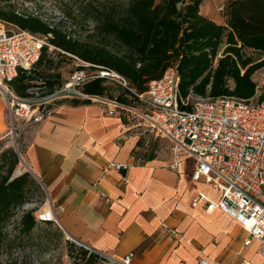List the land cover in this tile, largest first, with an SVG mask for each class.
<instances>
[{"label": "crops", "instance_id": "obj_1", "mask_svg": "<svg viewBox=\"0 0 264 264\" xmlns=\"http://www.w3.org/2000/svg\"><path fill=\"white\" fill-rule=\"evenodd\" d=\"M201 13L226 24L211 0ZM52 107L54 114L43 121L23 124L29 127L24 153L30 171L25 172L46 192L66 240L112 259L133 255L132 264H196L202 257L212 264H264L259 242L246 245L249 233L232 216L192 206L199 191L215 201L220 193L192 178L193 159L181 156L178 170H172L173 155L165 162L150 153L159 142L133 114L110 115L103 104L72 99ZM110 162L129 168H108ZM39 194L31 200L43 204Z\"/></svg>", "mask_w": 264, "mask_h": 264}, {"label": "trees", "instance_id": "obj_2", "mask_svg": "<svg viewBox=\"0 0 264 264\" xmlns=\"http://www.w3.org/2000/svg\"><path fill=\"white\" fill-rule=\"evenodd\" d=\"M2 1L0 20L47 36L56 47L49 53L45 46L34 67L22 69L10 83L22 97L35 94V88L41 97L60 88L66 81L62 64L73 58L123 76L128 87L98 78L88 81L84 90L128 105H139L136 94L146 92L148 84L171 66L180 76L183 97L191 91L214 99L249 100L257 94L253 75L264 66V0H229L225 25L201 13L204 0H79L76 5L83 16L70 9L59 20L20 12ZM89 19L93 26H87ZM78 27L83 30L80 35ZM18 163L13 148L0 152V251L12 250L38 224L36 208L13 222L17 210L40 191L29 172L14 177ZM10 223L14 228L8 232ZM68 248L71 264H119L77 241L68 240Z\"/></svg>", "mask_w": 264, "mask_h": 264}, {"label": "built area", "instance_id": "obj_3", "mask_svg": "<svg viewBox=\"0 0 264 264\" xmlns=\"http://www.w3.org/2000/svg\"><path fill=\"white\" fill-rule=\"evenodd\" d=\"M47 44V36L24 29L12 31L0 20V92L5 96L13 121L37 124L54 114L51 102L57 99L103 104L110 115L121 111L133 114L145 122L157 138L170 142L173 158L169 168L178 170L181 156L191 158L194 161L192 178L213 184L220 193V198L215 201L206 192L199 191L192 206L205 205L208 211L220 209L232 216L249 233L245 244L257 240L259 251L264 255V99H214L192 91L183 97L180 76L171 66L160 78L148 84L146 92L136 94L139 105H128L84 90L88 81L98 78L128 87L123 76L76 59L78 68L69 79L52 94L39 95L43 98L39 103L32 97L39 93L38 88L31 91L35 93L32 96L22 97L10 83L22 69L34 67ZM108 168L126 170L129 165L110 162ZM35 206L37 204L28 202L16 214H23ZM38 208L35 212L37 221L59 224L53 206L52 211ZM164 227L174 237L179 235L176 229ZM132 258L133 255H128L110 259L120 264H132ZM196 264H212V261L202 257ZM244 264L252 263L245 261Z\"/></svg>", "mask_w": 264, "mask_h": 264}, {"label": "rangeland", "instance_id": "obj_4", "mask_svg": "<svg viewBox=\"0 0 264 264\" xmlns=\"http://www.w3.org/2000/svg\"><path fill=\"white\" fill-rule=\"evenodd\" d=\"M76 1L79 0H3L2 3H10L16 6L17 11L35 13L42 16L44 19L59 20L63 18L65 10L72 9V12L77 17L83 16L77 8ZM229 0H211L212 8L214 12L219 16H224V7ZM210 0L202 3L201 9L205 11L209 8ZM87 26H93V20L89 19ZM7 27L12 31H17L21 28L18 26L7 23ZM82 28L78 27V34H82ZM48 48L49 53H54L56 47L48 42L45 45ZM73 58L62 64L61 71L63 78L69 79L71 74L78 68L76 60ZM263 60V59H257ZM254 80L257 83V94L253 97L254 100L264 99V66L257 70L253 75ZM38 94L32 96L35 101L39 103L43 101V98L39 97ZM66 99H57L51 103H57ZM49 104V103H48ZM138 120V118H136ZM141 122L142 126L146 131L152 135L159 143L157 149L151 150L150 153H156L157 156L165 162H169L172 157L171 144L168 140L163 138H157L145 122ZM22 121H13L10 110L8 108L5 96L0 92V152L7 148H13L18 144L19 163L15 169V173H23L27 171V166L21 165L22 155L25 157V143H24V132L29 130V127H23ZM31 125V124H29ZM16 151V150H15ZM17 153V152H16ZM17 153V154H18ZM21 166V171L19 168ZM38 190H35L37 192ZM41 194L38 195L40 199L45 198L44 203L31 200V203L37 204L38 207H43L47 200V195L44 190L40 187ZM34 208V207H33ZM32 209V208H30ZM36 210V211H37ZM35 211V212H36ZM23 214H16L13 222H17L21 219ZM14 224L10 223L7 225L6 230L11 232ZM21 243L17 241L16 246L12 250L0 251V261L3 264H71L70 255L68 248V240H66V233L58 223L50 222H38L35 228L27 235L23 236ZM260 252V251H259ZM119 263V262H117ZM120 264V263H119Z\"/></svg>", "mask_w": 264, "mask_h": 264}, {"label": "bare ground", "instance_id": "obj_5", "mask_svg": "<svg viewBox=\"0 0 264 264\" xmlns=\"http://www.w3.org/2000/svg\"><path fill=\"white\" fill-rule=\"evenodd\" d=\"M21 165L26 167L27 166V163H26V159L25 157L22 155V162H21ZM19 171H21V166L19 168ZM43 210L45 211H52V206L50 204V201L47 202L44 206H43Z\"/></svg>", "mask_w": 264, "mask_h": 264}, {"label": "water", "instance_id": "obj_6", "mask_svg": "<svg viewBox=\"0 0 264 264\" xmlns=\"http://www.w3.org/2000/svg\"><path fill=\"white\" fill-rule=\"evenodd\" d=\"M15 150H16V152L18 153V144H16L15 145ZM18 155H19V153H18ZM20 156V159H21V155H19ZM27 171H30V169H29V167H27ZM21 173H15L14 174V177H17V176H19ZM93 250V249H92Z\"/></svg>", "mask_w": 264, "mask_h": 264}]
</instances>
